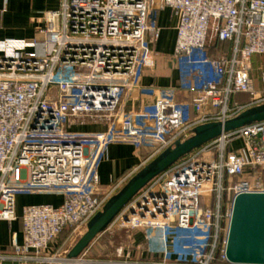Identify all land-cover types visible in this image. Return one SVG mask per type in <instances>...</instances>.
I'll list each match as a JSON object with an SVG mask.
<instances>
[{
	"label": "built area",
	"instance_id": "2783aa9c",
	"mask_svg": "<svg viewBox=\"0 0 264 264\" xmlns=\"http://www.w3.org/2000/svg\"><path fill=\"white\" fill-rule=\"evenodd\" d=\"M166 9L178 20L170 55L154 49ZM263 56L264 0H61L30 42L0 40V220L19 219L18 196L62 199L24 209L23 243L14 236L0 264H53L59 237L86 229L147 163L198 126L264 105V69L256 78L253 63ZM169 70L176 87L144 85ZM237 94L248 101L233 102ZM87 123L106 130L73 129ZM237 140L243 147L230 151ZM115 144L153 154L103 186ZM263 174L264 123L223 135L152 182L109 228L146 233L157 259L132 262L119 247L116 261L96 263L232 264L234 199L264 193Z\"/></svg>",
	"mask_w": 264,
	"mask_h": 264
},
{
	"label": "crops",
	"instance_id": "0c3cea01",
	"mask_svg": "<svg viewBox=\"0 0 264 264\" xmlns=\"http://www.w3.org/2000/svg\"><path fill=\"white\" fill-rule=\"evenodd\" d=\"M61 0H0V40L30 42L34 39L37 29L42 26L44 16L47 12L60 9ZM177 24L178 20L173 17L170 10L166 9L158 15V26L161 29V37L154 49L157 52L164 54H173L177 40ZM256 59V58H254ZM259 58V72L261 69ZM254 63L255 60H254ZM258 78V76H255ZM178 73L169 70L167 73L154 77L151 74L144 79L145 86L158 87H176L178 83ZM259 84L257 83V86ZM247 100V98H246ZM245 104V103H242ZM76 131L84 132H101L105 131L106 127L99 124H85L75 126ZM243 147V142L237 140L233 142L228 149L237 151ZM153 154V149L149 147L137 148L132 145L115 144L110 146L105 161L100 167L99 174L101 184L109 186L112 182H119L130 174L135 168L144 164ZM62 199L52 196H18L16 199V213L19 219L14 222L0 220V253L3 255L13 254L11 250L12 238L17 237L20 244L23 243V211L28 206L36 205H53L60 206ZM116 234L117 237L123 236L125 242L119 247H124L126 251H131L133 258L132 262H149L157 259L156 252L152 250L146 240V233L135 232H120L117 230H108L106 233L99 236L91 246L81 255L79 262L76 264H97L100 260L104 262L113 260L116 250L109 251L105 258L93 259L94 251H98L102 243H106L109 235ZM125 236V237H124ZM68 241L63 243L65 245ZM157 246V245H156ZM118 249V248H117ZM156 249V247H153ZM60 250V249H59Z\"/></svg>",
	"mask_w": 264,
	"mask_h": 264
},
{
	"label": "water",
	"instance_id": "95a60500",
	"mask_svg": "<svg viewBox=\"0 0 264 264\" xmlns=\"http://www.w3.org/2000/svg\"><path fill=\"white\" fill-rule=\"evenodd\" d=\"M264 123V105L248 109L226 122L194 128L191 136L166 149L133 175L88 223L86 232L60 264H75L81 255L152 182L180 161L218 140L225 134ZM232 264H264V193H244L235 197L226 245Z\"/></svg>",
	"mask_w": 264,
	"mask_h": 264
},
{
	"label": "rangeland",
	"instance_id": "374dc122",
	"mask_svg": "<svg viewBox=\"0 0 264 264\" xmlns=\"http://www.w3.org/2000/svg\"><path fill=\"white\" fill-rule=\"evenodd\" d=\"M263 179H264V174H263ZM86 232V229L84 230H80L78 233L73 234V232L71 233V236L69 237L68 242L63 245L60 250H55L54 251V255L55 257V262H53V264H60L59 261L63 260L66 257V254L70 251V249L74 246V244L81 238V236ZM110 238L107 239L106 243H102L99 247L98 251H94L93 253V259L91 260H96L97 258H105L106 255L109 254V251L111 252V250H117V248H119V246L125 242V239L123 238V236H119L117 237L116 234L114 235H109ZM125 237V236H124ZM57 247V245H56ZM152 247V246H151ZM153 247H156V249H153ZM152 247V250H158L160 251V247L159 245L156 246L154 245ZM82 260V258H79V260ZM104 260H100V262H104ZM113 261V260H110ZM108 262V261H107ZM76 264V263H75Z\"/></svg>",
	"mask_w": 264,
	"mask_h": 264
},
{
	"label": "trees",
	"instance_id": "16d2710c",
	"mask_svg": "<svg viewBox=\"0 0 264 264\" xmlns=\"http://www.w3.org/2000/svg\"><path fill=\"white\" fill-rule=\"evenodd\" d=\"M222 46V45H220ZM225 46V45H223ZM259 58H260V66H261V69H264V56L263 57H256L255 62L254 63V60H253V63H254V67H255V76H258L259 75ZM247 98V100H246ZM248 101V97L244 94H237L233 97V102H238V103H246ZM71 233H72V230H69V231H65L58 239L57 241V247L55 248V250H59L62 246L63 243H65L66 241L69 240V237L71 236Z\"/></svg>",
	"mask_w": 264,
	"mask_h": 264
},
{
	"label": "bare ground",
	"instance_id": "6f19581e",
	"mask_svg": "<svg viewBox=\"0 0 264 264\" xmlns=\"http://www.w3.org/2000/svg\"><path fill=\"white\" fill-rule=\"evenodd\" d=\"M64 260V259H63ZM63 260H61V261H59L60 263L63 261ZM80 260H78V261H76V262H79Z\"/></svg>",
	"mask_w": 264,
	"mask_h": 264
}]
</instances>
